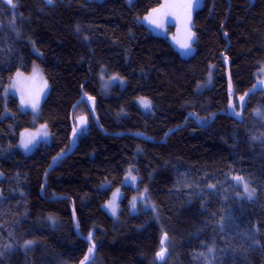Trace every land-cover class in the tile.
<instances>
[{"label": "trees", "instance_id": "trees-1", "mask_svg": "<svg viewBox=\"0 0 264 264\" xmlns=\"http://www.w3.org/2000/svg\"><path fill=\"white\" fill-rule=\"evenodd\" d=\"M162 2L0 0V264H157L165 234V264H264V0H204L188 57L175 26L160 36L141 20ZM35 63L52 140L24 153L33 115L7 93L30 100L12 79ZM103 68L125 86L101 94ZM73 125L77 147L42 195L51 162L75 146ZM129 169L137 189L123 185ZM119 187L114 221L103 205ZM143 190L152 206L131 213Z\"/></svg>", "mask_w": 264, "mask_h": 264}, {"label": "rangeland", "instance_id": "rangeland-1", "mask_svg": "<svg viewBox=\"0 0 264 264\" xmlns=\"http://www.w3.org/2000/svg\"><path fill=\"white\" fill-rule=\"evenodd\" d=\"M89 1H102V0H89ZM133 0H129L132 2ZM204 0H163L162 4L156 9L150 11L145 15L141 20L147 24L150 30L155 35L167 36L169 33V26H175V35L173 37V43L175 48L181 53L182 56H190L194 53V40L195 34L192 30L193 16L196 9L200 8L203 5ZM192 3L193 7L190 10V19H189V10L183 5ZM154 11L155 14L153 13ZM166 24V25H165ZM165 27L162 29L163 32L159 31L158 28L161 26ZM190 37V38H189ZM188 43L190 47L184 48L181 47L182 44ZM258 77L261 82H264V66H262L258 72ZM212 78V73L210 75ZM209 78V81L211 80ZM13 85L21 84L24 86L27 96H29L28 101L24 102L22 96L16 88H11V85L8 89L7 94L15 95L19 97L21 103V109L24 111H29L33 115V121L35 123V128L27 133H24L19 141V148L24 153H30L34 151L39 145H48L52 140L51 133L47 130L46 125L40 122L41 107L44 99L46 98L49 92V84L44 76L42 68L35 63L33 65L32 71L29 74H17L14 77ZM100 82V91L101 94L107 96L109 95L111 89L115 86L124 87L125 80L109 74L106 69H102L99 76ZM10 91V92H9ZM147 100L150 102V107L145 108L142 101ZM33 103L36 104V107L33 108ZM139 108L146 114L152 113L153 106L149 99L138 98L136 100ZM87 128L86 118L80 116L77 119V132L80 133ZM31 141L27 148L24 146L25 141ZM2 174L0 173V178ZM124 186H131L134 189L138 188V177L134 174L132 169H129L123 178ZM108 184L105 185V187ZM123 198V190L121 187L116 188L110 195V199L103 205V210L114 220L118 221L119 211H120V202ZM147 192L145 190L137 192L134 194L130 201V210L131 213L138 211L140 205L142 204L146 209L149 205L152 206L151 202L146 201ZM149 204V205H148Z\"/></svg>", "mask_w": 264, "mask_h": 264}, {"label": "water", "instance_id": "water-1", "mask_svg": "<svg viewBox=\"0 0 264 264\" xmlns=\"http://www.w3.org/2000/svg\"><path fill=\"white\" fill-rule=\"evenodd\" d=\"M226 68H227L228 77H229V80H230V70H229L230 67H229L228 63H226ZM89 107H90V106H89ZM232 109H233V104L231 103V105H230V109H229V113H228L229 115L231 114ZM217 114H224V112H219V113H216V114H214V115H217ZM91 115H93L92 112H91ZM72 118H73V114H72V116H71V122L73 123ZM189 119H193V120H195V116H193V115H189V116L186 118V122L184 123V125H186V123H187V121H188ZM93 120H94L95 124L97 125V120H96L95 116H93ZM209 122H210V121H209ZM171 134H172V132L168 133V134L164 137V139H163L161 142H164V141L166 140V138H167L168 136H170ZM73 137H74V139H75V146H74V148H73L68 154L63 155V156H60L59 158H57V159H55V160H53V161L51 162V165H50L49 169L47 170L46 175H45L44 180H43L42 195H44L45 185H46V180H47V177H48V175H49V173H50L51 168H52L56 163L60 162L61 160L65 159V158H67L69 155H71V154L74 152V150L76 149V147H77V142H78V141H77V135H76V130H75V128H74V125H73ZM55 199H56V198H55ZM58 199H62V198L60 197V198H58ZM73 213H74V224H75V230H76V232H78V222H77V216H76V214H75V207H73ZM167 243H168V237H167V235L165 234V235L163 236V239H162V242H161V250L158 252V253H160V252L163 250V252H164V258H163V259H160L159 256H158V253H157V254L155 255V262H156L157 264H165L166 261H167L168 258H169L170 253H169V250L166 248ZM89 244H90L91 246H93V244H92L91 242H89ZM94 253H95V249H94ZM86 263H87V262H84V263H82V264H86Z\"/></svg>", "mask_w": 264, "mask_h": 264}, {"label": "snow or ice", "instance_id": "snow-or-ice-1", "mask_svg": "<svg viewBox=\"0 0 264 264\" xmlns=\"http://www.w3.org/2000/svg\"><path fill=\"white\" fill-rule=\"evenodd\" d=\"M8 2L11 4V3H12V0H8ZM49 2L51 3V0H49ZM13 6H14V5H13ZM183 7L187 8V9L189 10V14H188V16H189V19H190V10H191V8L193 7L192 3H188V4H186V5H183ZM189 38H190V37H189ZM181 47L188 48V47H190V45H189L188 43H184V44L181 45ZM261 83L264 84V82H261ZM240 99L243 100V97H241ZM142 103H143V105H144L145 108L150 107V102H149V101H147V100H143ZM32 106H33V108H35V107H36V104L33 103ZM30 142H31L30 140L24 142V146H25V148H27V146H28V144H29ZM237 179H238V180H242V178H240V177H237ZM245 191H248V187H247V185H245ZM249 195H251V193H249ZM32 243H33L32 241H28V242H27L28 245H31ZM158 256H159L160 259H163V258H164V252H163V250H162L160 253H158Z\"/></svg>", "mask_w": 264, "mask_h": 264}, {"label": "crops", "instance_id": "crops-1", "mask_svg": "<svg viewBox=\"0 0 264 264\" xmlns=\"http://www.w3.org/2000/svg\"><path fill=\"white\" fill-rule=\"evenodd\" d=\"M155 12H156V11H154L153 13L155 14ZM145 24H146V23H145ZM146 25H147V24H146ZM165 25H166V24H165ZM165 25H164V26H161V28H158L160 32H161V31L163 32L162 29L165 27ZM147 26H148V25H147ZM149 26H150V25H149ZM149 26H148V27H149ZM149 28H150V27H149Z\"/></svg>", "mask_w": 264, "mask_h": 264}, {"label": "bare ground", "instance_id": "bare-ground-1", "mask_svg": "<svg viewBox=\"0 0 264 264\" xmlns=\"http://www.w3.org/2000/svg\"><path fill=\"white\" fill-rule=\"evenodd\" d=\"M163 239V238H162Z\"/></svg>", "mask_w": 264, "mask_h": 264}]
</instances>
